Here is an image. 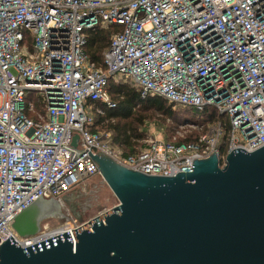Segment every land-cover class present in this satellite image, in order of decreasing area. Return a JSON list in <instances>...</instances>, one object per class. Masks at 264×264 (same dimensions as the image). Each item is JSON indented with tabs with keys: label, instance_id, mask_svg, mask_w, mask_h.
Here are the masks:
<instances>
[{
	"label": "built area",
	"instance_id": "2783aa9c",
	"mask_svg": "<svg viewBox=\"0 0 264 264\" xmlns=\"http://www.w3.org/2000/svg\"><path fill=\"white\" fill-rule=\"evenodd\" d=\"M110 26L118 29L104 69L86 47L90 31ZM111 78L174 108H214L217 119L180 123L171 140L147 133L142 149L127 154L113 130L93 129L100 103L117 106ZM38 96L41 111L29 99ZM186 127L198 131L195 140L178 142L193 132ZM263 145L264 0H0V245L58 235L50 233L60 228L21 237L13 222L36 200L60 199L100 174L89 151L174 176L213 151L224 166L234 149Z\"/></svg>",
	"mask_w": 264,
	"mask_h": 264
},
{
	"label": "water",
	"instance_id": "95a60500",
	"mask_svg": "<svg viewBox=\"0 0 264 264\" xmlns=\"http://www.w3.org/2000/svg\"><path fill=\"white\" fill-rule=\"evenodd\" d=\"M89 155L119 203L25 248L8 238L0 264H264V145L234 149L224 166L213 151L174 176L129 169L102 151ZM64 202L36 200L13 228L36 235L45 218L63 215Z\"/></svg>",
	"mask_w": 264,
	"mask_h": 264
},
{
	"label": "trees",
	"instance_id": "16d2710c",
	"mask_svg": "<svg viewBox=\"0 0 264 264\" xmlns=\"http://www.w3.org/2000/svg\"><path fill=\"white\" fill-rule=\"evenodd\" d=\"M118 29L117 26H110L108 29L98 27L95 30L90 31L88 37V44L86 47V53L89 59L97 66L103 67L104 65V53L108 48L113 32ZM109 90L112 97L117 101L115 108H109L105 104L100 103L104 109L105 117H97V123L107 119L108 122L105 128L114 131V143L123 148L127 154H136L144 146L140 141L145 137V133L140 131V127L143 126L148 119L154 118V112L158 111L164 115L165 118H171L173 124L181 123V112L188 109L176 110L174 105L169 103L165 98L159 95H149L147 98H142L139 88L130 82L115 81L113 78L109 80ZM212 108L208 114H201L194 109H189L192 114L189 117L193 118V122H214L217 119V113ZM197 115H212L208 121V118L204 120L197 119ZM34 117V114H30ZM186 117V116H185ZM192 120V119H191ZM175 125V126H176ZM102 128V127H101ZM169 135V128L167 131ZM197 133H191L187 139H180L178 142L193 141L196 138ZM173 137V136H172ZM167 139L172 138L167 136Z\"/></svg>",
	"mask_w": 264,
	"mask_h": 264
},
{
	"label": "rangeland",
	"instance_id": "374dc122",
	"mask_svg": "<svg viewBox=\"0 0 264 264\" xmlns=\"http://www.w3.org/2000/svg\"><path fill=\"white\" fill-rule=\"evenodd\" d=\"M130 83H132V81ZM29 99H32L35 103L36 111H41L43 109L44 105L39 96L36 98L31 97ZM212 109L215 110L214 108ZM176 110L181 109L177 108ZM153 115V119H148L146 123L141 126L142 128L140 127V129L145 130V136L147 135V133H150L157 137L166 138L168 136L172 138L173 133H175L180 123L177 125L173 124L174 122L172 123L171 118H165L164 115L158 111L154 112ZM180 115L182 119L180 121L181 124H191V122H193V118L189 117V115L194 114H192L190 111H182ZM197 119H199L198 115L194 120L197 121ZM168 128L169 135H167ZM185 129H190V131H193V129L190 127H186ZM192 133H198V131L194 130ZM140 142L143 144L142 141ZM65 194H69L70 204H76L78 206L76 211L80 214L81 218L79 219V217L74 215V212L72 211L71 205H69V203L64 202L62 208L63 215L57 214L45 218L41 224V231H53L61 227H69L75 221L80 223L88 222L91 219L99 216L104 211L112 209L119 203L117 196L114 194L101 173L90 177ZM62 198L63 196L60 199Z\"/></svg>",
	"mask_w": 264,
	"mask_h": 264
},
{
	"label": "crops",
	"instance_id": "0c3cea01",
	"mask_svg": "<svg viewBox=\"0 0 264 264\" xmlns=\"http://www.w3.org/2000/svg\"><path fill=\"white\" fill-rule=\"evenodd\" d=\"M95 116V121H96V124L93 126V129H107V128H105V127H103V126H105L106 124H107V122H108V120L107 119H105V120H102L100 123H97V117L99 116H101V117H105V115H98V114H95L94 115ZM102 127V128H101ZM142 128V127H141ZM167 138V137H166Z\"/></svg>",
	"mask_w": 264,
	"mask_h": 264
},
{
	"label": "bare ground",
	"instance_id": "6f19581e",
	"mask_svg": "<svg viewBox=\"0 0 264 264\" xmlns=\"http://www.w3.org/2000/svg\"><path fill=\"white\" fill-rule=\"evenodd\" d=\"M70 228V229H69ZM62 227V228H60V229H58V230H55L54 232H51L50 233V235H53V234H59V233H61V232H63V231H65V230H71V229H73V228H71V227Z\"/></svg>",
	"mask_w": 264,
	"mask_h": 264
},
{
	"label": "flooded vegetation",
	"instance_id": "af4514ba",
	"mask_svg": "<svg viewBox=\"0 0 264 264\" xmlns=\"http://www.w3.org/2000/svg\"><path fill=\"white\" fill-rule=\"evenodd\" d=\"M64 196H67V198L69 199V194H65V195H63V198H64ZM71 206H73V207H76V209H77V205L76 204H70ZM72 209V211L74 212V214H75V209H73V208H71Z\"/></svg>",
	"mask_w": 264,
	"mask_h": 264
}]
</instances>
